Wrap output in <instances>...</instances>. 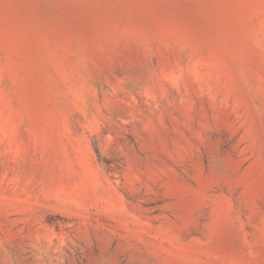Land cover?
Wrapping results in <instances>:
<instances>
[{"label":"rangeland","instance_id":"1","mask_svg":"<svg viewBox=\"0 0 264 264\" xmlns=\"http://www.w3.org/2000/svg\"><path fill=\"white\" fill-rule=\"evenodd\" d=\"M0 264H264V0H0Z\"/></svg>","mask_w":264,"mask_h":264}]
</instances>
